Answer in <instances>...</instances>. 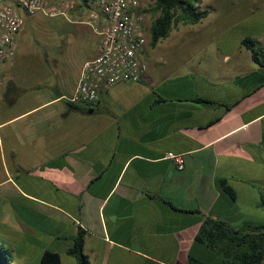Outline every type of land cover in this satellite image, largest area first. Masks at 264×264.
Instances as JSON below:
<instances>
[{"label":"crops","instance_id":"1","mask_svg":"<svg viewBox=\"0 0 264 264\" xmlns=\"http://www.w3.org/2000/svg\"><path fill=\"white\" fill-rule=\"evenodd\" d=\"M86 7L58 17L67 29H50L58 47L50 56L48 48L28 55L25 30L37 15L27 16L17 55L1 68L0 242L14 261L24 249L21 264L27 250L28 264L46 251L77 264L69 249L84 230L90 264H189L191 250L206 249L195 244L206 218L264 224V67L243 42L264 52V8L241 19L247 32L238 40L209 33L218 20L211 11L197 31L186 24V54L153 60L139 83L102 90L85 106L65 97L100 45ZM84 27L93 41L79 59H54ZM170 37V50L185 38ZM168 153L183 155L185 168Z\"/></svg>","mask_w":264,"mask_h":264},{"label":"built area","instance_id":"2","mask_svg":"<svg viewBox=\"0 0 264 264\" xmlns=\"http://www.w3.org/2000/svg\"><path fill=\"white\" fill-rule=\"evenodd\" d=\"M86 23L100 37L97 56L84 63L78 85L65 99L90 106L99 102L102 90L120 83H139L147 69L144 60L149 38L141 0H89ZM75 0H0V85L1 68L18 52L17 37L27 16L67 17L77 9ZM179 170L183 155L168 153Z\"/></svg>","mask_w":264,"mask_h":264},{"label":"trees","instance_id":"3","mask_svg":"<svg viewBox=\"0 0 264 264\" xmlns=\"http://www.w3.org/2000/svg\"><path fill=\"white\" fill-rule=\"evenodd\" d=\"M88 5L89 0H80ZM202 0H156L151 12L157 14L150 27V45L155 48L160 41L167 39L174 27L182 24H198L208 17L210 11L200 7ZM244 45L251 51L256 63L264 67V52L257 41L246 37ZM198 103L212 102L198 98ZM220 189L232 199L236 193L227 180L218 181ZM86 232L80 230L74 240L69 254L76 258L77 264H90L89 257L84 252ZM195 244L203 245L205 250L215 255L219 264H262L264 262V224L248 225L236 228L228 222L206 218L195 237ZM196 250V249H195ZM195 250L189 254V264H210L196 255ZM14 253L0 242V264H14ZM41 264H61V255L46 251L41 258Z\"/></svg>","mask_w":264,"mask_h":264},{"label":"rangeland","instance_id":"4","mask_svg":"<svg viewBox=\"0 0 264 264\" xmlns=\"http://www.w3.org/2000/svg\"><path fill=\"white\" fill-rule=\"evenodd\" d=\"M75 1L78 4L75 11L80 10L84 7L80 0ZM155 1L156 0H141L142 14L145 18L144 23L147 27L149 38V54L147 55L148 58L146 59V62L147 65L152 68L153 60H157L163 63V61L165 60H173L177 55L186 54V24L180 23L178 26L174 27L170 35L172 38L185 37L181 46H178L171 50L167 49V45L169 44L168 38L162 40L155 49L150 45V27L154 19L157 17V14L151 12L150 9L155 5ZM200 7L202 9H208L209 11L213 12L212 17H218L215 27L209 29L210 31L208 30L209 33H213V31H216L217 35H220L223 39L238 40L242 36V34L247 32L246 25L240 24L241 19L246 17L248 11H251L253 7L264 8V0H202ZM58 17L61 16L50 17L37 14L35 23L28 21L25 30V36L28 37L29 43L27 44V42L25 41L23 45L28 51H30V54H28L29 56L40 57L44 54L46 48H48L50 51L53 50L51 52L47 51L49 56L54 55L53 52L55 50H58V47L55 45V49L51 47V45L54 44L56 37L54 32L50 29L55 25L59 27L60 33L65 31L64 29H67L65 26L66 23ZM190 27V29L197 31L200 26L192 25ZM82 29L83 33H77V37L73 39L74 41L65 43V48H63L62 51H60V53L54 59H61L62 56L65 55L68 65H73V61H77L79 59L81 50L86 46L87 43H91L93 41L89 28L84 27ZM196 36L198 37L199 35L197 34ZM24 53H26V50H24ZM157 70L158 76H161V74L166 72L165 67L162 65H160ZM17 252L19 253V255L16 257L14 263L21 264V258L19 257H21L20 254L24 253V249H16V253ZM195 253L204 261L210 264H219L218 258L207 250L196 249ZM26 254L27 260L23 264H28V260H30L28 250Z\"/></svg>","mask_w":264,"mask_h":264}]
</instances>
